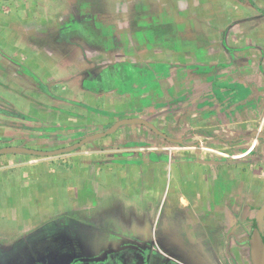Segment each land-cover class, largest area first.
<instances>
[{
	"label": "crops",
	"instance_id": "crops-1",
	"mask_svg": "<svg viewBox=\"0 0 264 264\" xmlns=\"http://www.w3.org/2000/svg\"><path fill=\"white\" fill-rule=\"evenodd\" d=\"M145 1L147 7L154 9L153 3ZM162 1L164 6L168 5L173 10L172 22L177 23L178 40L183 46L193 37L197 18L205 24L204 34L209 42L194 51L184 50L183 47L180 54L176 47L157 48L154 54L158 60L152 58L146 63L141 60L140 63H127L117 70L115 67L112 69L121 78L129 76L144 79V87L157 86L160 97L157 102L166 103L170 100L169 95L175 100L183 101L180 108L173 111L165 106L161 118L156 114L146 117L167 136L182 142L170 143L143 125L125 124L110 135L91 140L62 155L35 157L6 154L0 161V170L5 172L1 179H6L7 182L12 180L16 185L14 192L17 200L10 206L0 205V218L10 217L12 208L21 205L24 200H30L33 192L41 190L40 194L44 196L43 207H46L44 212H39L41 217L44 215L40 218L41 223L48 224L51 215L69 216L66 218L69 221L82 218L84 216L80 209H85L87 203L88 209H92L106 201L111 211L114 208L115 215L111 219L116 224L130 218L132 204L154 206L152 212L143 209L140 213H135L134 218L131 217V223L135 222L137 226L126 225L124 229L151 230L152 239L163 241L161 244L164 243V247L167 242H175L169 241V229L173 226L188 229L189 240L207 239L211 235L215 241L212 254L217 260L227 254L235 257V253L240 254L243 250L238 241L233 240L234 231L251 229L252 225L259 224L257 228L264 235V124H261L264 117V0ZM198 7L201 11L199 15L195 12ZM138 13L139 10L136 9V21L141 17ZM189 13L193 16L185 17ZM154 49L149 55L153 54ZM159 53L163 54V61L159 60ZM227 54L231 56L227 57ZM49 55L52 57V51H49ZM207 55L210 56L211 65L232 62L235 69L228 75H213L212 77H216L214 82H204L202 69L199 65L193 67V64L204 63ZM179 56L182 58L179 59ZM36 62L30 68H42L41 61L37 59ZM161 62L169 63V72L175 83H171L172 80L166 81L165 77L170 75L165 70L155 69ZM0 67V73H4L3 78H10V64L3 62ZM61 67V71L66 68L63 65ZM50 68L48 71L53 73V68ZM178 72H181L179 77ZM68 74L69 72L66 76L67 87L73 90V79L70 80ZM61 76L62 74L55 77L56 81H61L53 82V87L63 85ZM212 87L215 89L211 92ZM142 90L138 95L141 100L146 89ZM81 91L85 93L83 100L76 99L80 96L57 95L58 102H53L58 104L55 108L53 106L54 112L45 110L46 107L49 109L48 105L39 106L45 114L34 122L37 126H41L40 123L46 124L50 115L57 117V120L62 119L63 112L67 113V119H78L70 128L65 129H60L63 127L56 121L55 135L48 134L50 138L41 142L45 148L49 145H53L54 149L71 145L87 135L102 132L120 119L139 117L134 111L117 115V118L110 116L116 111H113L114 106L110 103L111 93L123 97L122 94L128 90L119 93L111 87L96 91L91 89L89 93L76 88L77 95ZM97 93L100 98L105 96L99 106H96L95 97L88 96ZM126 103L127 100L121 105ZM90 105L99 113L89 110ZM71 112L72 115L69 114ZM25 115L22 117L26 120L25 125H32L33 117L28 113ZM20 124L24 123H18L22 126ZM15 125L17 126V122H7L0 127L6 128L3 132L5 137H9V130ZM168 129L169 133L166 132ZM18 133L15 134L21 140L18 146L27 147L29 142L37 141L35 138L41 132L23 129ZM64 133L68 135H60ZM255 151L256 157L253 156ZM16 174H19L17 178ZM163 175H171L176 183L173 196L175 201L170 203L165 226L160 232L158 227L154 229L153 219L164 191L157 177L159 179ZM53 181L58 185L54 186ZM52 190L53 195L48 192ZM1 193L0 191V198ZM43 198L40 199V206ZM65 202L72 204L71 209L65 210ZM58 208L60 210L57 211ZM31 215L33 214L28 216ZM80 220L83 223V218ZM60 222L65 220L56 223ZM87 223H90L89 219ZM109 225L99 227L143 239V233H122ZM193 230L199 232L195 233ZM197 235L201 237H196ZM179 238L187 239L182 233Z\"/></svg>",
	"mask_w": 264,
	"mask_h": 264
},
{
	"label": "rangeland",
	"instance_id": "rangeland-1",
	"mask_svg": "<svg viewBox=\"0 0 264 264\" xmlns=\"http://www.w3.org/2000/svg\"><path fill=\"white\" fill-rule=\"evenodd\" d=\"M149 3L155 5L154 9L147 7L148 4L145 0H0V59L4 58L3 55H5L11 57L15 63H24L21 66H17V64L16 66H10V72L7 70L10 78H3L4 73H0V112H2L0 114V127H3L7 122H17V126L15 125L9 130V137H5L3 133L6 128H0V148L18 146L21 140L15 134L23 129H31L32 131L41 133L36 136L35 139L37 141L29 142L26 145L27 148L48 151L54 150L53 145L45 148L41 142L43 139L50 138L48 134L55 135L56 121L61 123L60 125L63 128L60 129H65L66 127L70 128L73 122H77L78 119H67L65 118L67 113L63 112L62 119L57 120V117L50 115L46 124L40 123L42 125L37 126L38 124H34V122L45 114L39 106L48 105L49 109L46 107L45 110L54 112L55 106L58 105L53 103L55 101L58 102L56 100L57 95H67L70 97L80 96L79 98L76 97V99L83 100V94L85 93L81 91L80 95H77L76 88L79 90H87L89 93L91 89L96 91L111 87H114L119 93L128 90L127 93L122 94L124 95L123 97L119 94L111 93L112 102L110 103L114 106L112 107L113 111L116 109L110 115L113 118H117V115H122L127 111H134L139 117L145 119L148 115L155 114L161 118L165 106L172 111L179 109L180 103L183 101L175 100L170 95L168 96L170 100L166 103L162 101L157 102L160 98L157 94V86L144 87V79L142 78H131L129 76L127 78H121L120 75L115 73L117 68L122 67L123 64H136L138 61L140 63L141 60L146 63L148 59L152 58L156 60L157 57L154 53L157 51V48L171 49L176 47L177 50H180L177 53L180 54L182 53L183 47L184 50L194 51L197 47H202L209 42L206 38L207 36L204 34L205 24L201 23L199 18H197L195 19L196 27L194 34H192L193 37L186 43V46H183L178 40L177 23L172 22L174 20L173 10L168 5L164 6V1L162 0H149ZM136 9L137 11L139 10L138 14L141 16L138 21H136L135 16ZM195 12L198 15L201 13L199 7L196 8ZM189 16L193 15L189 13L185 17ZM47 49L52 51V57H50ZM153 49V54L149 55ZM163 54L166 53L163 51ZM163 54L159 53L158 55L161 61L165 59L163 58ZM200 56H202V53ZM230 56L231 54H227V57ZM23 57L25 60H21ZM181 58L182 56H179V59ZM209 58L210 56L207 55L204 63L193 64V67L199 65V68L202 69L203 76H205L204 82H214L216 77H212L213 75H228L235 69L232 62L211 65ZM37 59L43 64L42 68L38 70L30 68L31 65L37 64ZM29 61L31 63H28ZM55 62L57 65L53 64ZM62 65L66 68H63L64 70L61 71ZM48 67L50 69L53 68V73L48 71ZM112 67H115L116 70L112 69ZM156 67L155 69L158 71L165 70V73L170 75V77H165L166 81L172 80L171 83H175L173 75L169 72L170 66L168 62H161ZM68 72L70 74H68L69 79H73L74 86L72 88L74 91L67 87L66 76ZM60 73L62 74L60 78L64 80L63 85L53 87V82L61 81H56L55 79V77L61 75ZM177 74H179V77L181 72ZM48 78L49 81H47ZM75 80L76 82H74ZM82 82L84 85H82ZM142 89H146V91L143 93L144 98L141 100L138 98V95L140 94V90L143 92ZM214 89L215 87H212L210 91L212 92ZM98 95L99 93L95 95L88 94L90 98L95 97L96 106H99V103L105 99V96L100 98ZM120 100L122 103L127 100L126 105H121ZM90 107L89 110L99 113L95 107H92V105ZM73 111H75L74 107ZM27 113L33 117L32 125L31 123L30 125H25L26 120L15 115L26 116L25 114ZM69 114L72 115V112ZM20 122L24 124H20L22 126H19L18 123ZM261 124H264V117L262 118ZM107 129L105 128L103 131ZM166 132L169 133V129ZM60 135L66 136L68 133ZM20 136H23V134ZM256 153L257 151L254 152L253 156ZM2 159H4V155H0V161ZM4 173V170H0V191L2 192L0 205L3 206V204H6L10 206L17 200L14 192L16 185L12 183V180L8 182L6 179L2 180L1 178ZM17 176L19 174H16L15 178ZM157 180L164 187V191L163 199H161L154 211L156 212L157 210L156 217L153 219V222L155 221L153 226L154 229L158 227V231L162 232L167 213L171 206L170 203L171 201H175V197L173 196L175 194L174 184L176 182H173L171 175H163L159 179L157 177ZM53 182H55L53 183L54 186L58 185L56 181ZM36 191L33 192L30 200H24L18 207L12 208L9 213L10 217L0 218V259L6 254L17 252L19 247L25 246L26 241L22 240L29 239L37 233H40V231L43 232L44 236L45 231L42 230L45 228L54 226L58 221H69L66 220L69 216L58 217L60 215H51L48 224L41 223L42 220L40 218L44 217V215L42 214L41 217L39 212H44L46 207H43L44 196L40 194L41 190ZM48 192L52 195L54 194V190ZM41 198H43L42 206H40ZM140 201L141 199L138 203ZM105 202H103L105 207L101 203L97 207H92V209H88L89 203H87L85 209H80L81 214L84 216L82 217L83 223L80 220L82 219L81 217L70 222L85 234L95 233L96 227L108 226L110 222L109 226L115 227L119 232L143 233V240L147 238L151 241V230L124 229V227L126 225H130L131 227L135 225L134 227H136L135 222L131 223V217L134 218V214L140 213L143 209L152 212L154 206L132 204L130 205V218L120 222V224H116L111 219L115 215L114 208V212L111 211ZM65 205H67V209L65 210L71 209L70 207H72V204H68L67 202H65ZM73 207L76 206L74 205ZM178 207L182 209L181 206L178 205ZM58 210L60 209L58 208ZM16 212L19 213L17 214ZM31 213L33 214L31 215L32 218L28 216ZM20 214L26 218L21 217ZM87 219H89L90 223H87ZM78 220L80 221L78 222ZM256 226L258 227L259 224H256ZM187 230L185 227H171L169 229V241H177L178 243L167 242L166 247H162L166 252L171 254V257L181 261L183 264H250L246 245L243 246L240 254L235 253V257L227 254L217 260L212 254V246L215 244L214 238L209 235L207 239L204 237L197 241L189 240ZM193 231L195 233L199 232L196 230ZM234 232L235 236L241 239L238 243L246 244V241H243V239L248 237L249 229L245 230L247 233L243 239L240 235L244 232V229ZM181 233L187 239L183 238L181 240L179 238Z\"/></svg>",
	"mask_w": 264,
	"mask_h": 264
},
{
	"label": "trees",
	"instance_id": "trees-1",
	"mask_svg": "<svg viewBox=\"0 0 264 264\" xmlns=\"http://www.w3.org/2000/svg\"><path fill=\"white\" fill-rule=\"evenodd\" d=\"M63 224L56 230L58 234H53L59 240L56 244L65 248L63 250L65 254L73 252L76 261H79L80 257H88L95 245H100L103 248L108 245L111 247L127 245L128 247L126 246L121 251L108 254L105 261L96 263L87 260L85 264H179L158 251L154 247L153 241H141L133 236L120 234L104 227L96 228L95 233L85 234L70 221L63 222ZM42 238L43 232L37 233L31 240L32 244ZM133 241L134 243H132ZM129 244L134 247H129ZM23 247L25 246H21L22 249ZM21 248L19 247L14 253H19ZM3 260L1 263H11L9 256Z\"/></svg>",
	"mask_w": 264,
	"mask_h": 264
},
{
	"label": "flooded vegetation",
	"instance_id": "flooded-vegetation-1",
	"mask_svg": "<svg viewBox=\"0 0 264 264\" xmlns=\"http://www.w3.org/2000/svg\"><path fill=\"white\" fill-rule=\"evenodd\" d=\"M47 50L49 51V49H47ZM3 57L4 58L0 59L1 60L0 65L3 64V62H5L6 64H10V66L11 65L16 66V64H17V66H21L22 64H24V63H19V62L18 63L13 62V59L11 57H8L5 55H3ZM21 60H25V58L23 57V58H21ZM28 63H31V61H29ZM39 68L40 67H38L37 70ZM15 115L17 117L18 116L24 117V116H21L18 114H15ZM160 137H162L164 140L170 142L169 140H167L166 137H163V136H160ZM170 138H172V137H170ZM174 139H176V138H174ZM178 140H180V139H178ZM170 143H173V142H170ZM62 225H64V224L62 222H60V223L54 224V226H52V227H47L44 230H42V231H45L43 239L41 241H35L34 244H32L31 240L33 239V237L35 235L30 237L29 239L22 240V241H26L25 247L17 254L16 253H10V254L4 255V257L0 259V264H5V263H1V262H3L4 261L3 259L8 257V256H9V259H11L10 264H85L87 260L89 262H96L97 263V262L105 261L107 259L108 254L121 251L127 246V245H124V246H118V247H111V245H108V246H105L103 248L100 245H95L92 247L93 250L91 251V253H89L88 257H80L79 261H76L74 258L76 256L73 254V252H72V254L71 253L65 254V252L63 253V250L65 248L56 244V242L58 243L59 240L53 234H58V231H56V230L58 228H60ZM254 228H257L256 224L252 225V227H251V229H249V231L251 232V230ZM245 230H247V229H244V232L241 233V235H240V236H242L241 237L242 239H243V237H245V235L247 233V232H245ZM250 232L248 233V237L246 239H243V241H246V244L239 243L242 247L246 245L247 251H248L247 243H248ZM261 234H262V237L264 240V235L262 232H261ZM145 240L150 241L147 238H145L144 240H141V241H145ZM233 240L234 241H241V239H239L237 236H235V232H233ZM28 241H31V242H28ZM151 241H153L154 247L158 251H160L162 254H164L165 256H167L168 258L172 259L173 261H175L179 264H183L181 261H178L175 258L171 257V254L169 252H165V250H163L162 247L164 246V243L161 244L160 241H154L152 239H151ZM132 243H134V241ZM175 243H178V242L175 241ZM130 246H131V248L134 247V246H132V244H129V247ZM116 248H121V249L118 251L110 252L111 249H116ZM6 264H9V263H6Z\"/></svg>",
	"mask_w": 264,
	"mask_h": 264
},
{
	"label": "water",
	"instance_id": "water-1",
	"mask_svg": "<svg viewBox=\"0 0 264 264\" xmlns=\"http://www.w3.org/2000/svg\"><path fill=\"white\" fill-rule=\"evenodd\" d=\"M125 124H139L143 125L150 131L154 132L157 135L166 137L167 140L173 143H181V140L174 139L168 137L165 133L160 131L152 122H150L147 119L140 118V117H131V118H123L120 119L116 122H114L107 130L102 131V132H96L90 135H87L86 137L80 139L79 141L67 145L64 147H60L51 151L48 150H36V149H31L27 148L24 146H6L0 148V155H6V154H24V155H30V156H35V157H53V156H58L62 155L65 153L72 152L83 145H85L87 142L104 137L106 135H110L114 133L120 126L125 125ZM259 138H263L262 135H258ZM248 259L250 264H264V240L261 234V231L259 228H254L251 230L249 239H248ZM121 248H116V249H111L110 252L112 251H118ZM103 257V256H102ZM101 257V258H102Z\"/></svg>",
	"mask_w": 264,
	"mask_h": 264
}]
</instances>
